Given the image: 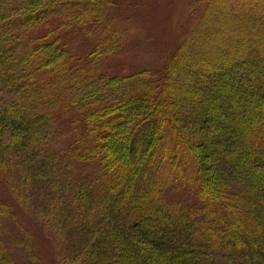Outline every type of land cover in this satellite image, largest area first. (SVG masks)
<instances>
[{
    "label": "trees",
    "instance_id": "trees-1",
    "mask_svg": "<svg viewBox=\"0 0 264 264\" xmlns=\"http://www.w3.org/2000/svg\"><path fill=\"white\" fill-rule=\"evenodd\" d=\"M97 2L0 0V168L9 170L10 186L32 212L63 219L68 260L264 264V18L255 14L260 11L241 12V27L249 30L241 46L193 52L189 48L202 38H191L163 71L118 75L100 63L117 55L123 39L114 29L106 33L104 25L106 38L97 34L103 10ZM67 29H83L107 45H85L80 53L60 40ZM240 87L241 104L232 108L254 106L245 107L250 112H242L238 122H217L214 113L227 111ZM75 165L85 170L76 175ZM227 187L231 193L224 200L218 194ZM15 202L13 194L0 198V213L14 210ZM218 220L223 230L231 221L239 226L224 233L213 227ZM2 245L0 264L42 263L31 245L21 263Z\"/></svg>",
    "mask_w": 264,
    "mask_h": 264
},
{
    "label": "rangeland",
    "instance_id": "rangeland-1",
    "mask_svg": "<svg viewBox=\"0 0 264 264\" xmlns=\"http://www.w3.org/2000/svg\"><path fill=\"white\" fill-rule=\"evenodd\" d=\"M96 6L101 10L103 9L100 10L102 13L99 15L100 23L95 29L97 34L105 39L106 33L110 34L111 29H114L117 37L123 39L117 55L103 58L102 63H100L103 70L118 75L121 73L129 74L140 68H157L163 71L166 61L176 59L177 57L173 58V56L181 51L179 47L185 44L186 48L187 42L191 38L199 42L202 38L201 44L197 42L189 48L193 52L205 50L216 53L229 50L235 45L241 46V37L249 35V30L241 27V12L245 16L249 14V8L251 10L256 9L260 11L255 13L257 17L264 18V0H99ZM256 23L259 22H253V32H257L261 27L260 24ZM103 25L106 27V33ZM40 30H45V27H41ZM60 33V40L65 41L72 49L80 53L85 50V45L91 48L97 46V42L101 43V47L107 45L105 40L97 38L99 36L91 37L90 34H85L83 29H67ZM260 33H264V30H261ZM94 39L96 40L95 43ZM185 83L186 77L181 79V84ZM239 92V94L230 96V106L225 108L227 111H221V113L227 112L226 114L214 111L217 122L223 124L222 121L227 120L235 123L238 122L236 119L241 117L242 112L244 114L250 112V109L245 107H253V103L252 105L246 103L236 111L232 108L238 102L241 104V97L243 98L240 96L241 87ZM211 98L216 102L219 99L218 97ZM221 106L225 107L224 104ZM221 106L220 108H222ZM67 125L68 123L64 121L61 128L65 129ZM164 127L166 128V126ZM164 136L166 148L172 151L171 146L173 145L170 134L165 132ZM66 139L67 136H62L61 143L66 145L68 143ZM205 139L209 140L208 137ZM178 149L176 150L181 151ZM206 159L208 164L213 165L214 158L208 156ZM75 166L77 167L76 175L81 173L80 170H85L83 165ZM9 178V170L4 171L0 168V198L6 199L8 196L12 197L13 194L15 203H18L19 206L21 203H27L29 208L25 211V209L14 204L11 205L14 210L8 209V213H0V216H5L3 219L0 217L2 248L6 247L11 256L20 263L27 258L25 249L31 245L41 257V264H85L84 262L79 263L76 259L70 258L68 260L66 257L63 238L65 237L64 232L68 233L69 230H65V223L59 214L53 218L49 215L42 218L39 214L41 210L38 213L32 212L30 203L23 200L20 194L17 195L14 191L17 190L16 188L10 186ZM160 178L163 180V177ZM229 193H231V188L227 187L221 190L218 195L226 200V194ZM208 195L210 194L207 193L204 196ZM184 197H187L185 200L187 203L192 202V196ZM217 208L219 214L223 213L222 208ZM236 212L239 217L242 216L240 207H236ZM236 225L239 226L238 221H231L223 230L219 220L213 222V227L216 230H222L224 233Z\"/></svg>",
    "mask_w": 264,
    "mask_h": 264
}]
</instances>
